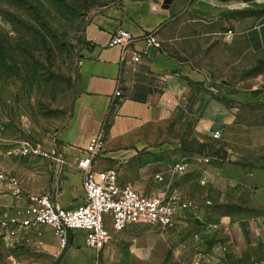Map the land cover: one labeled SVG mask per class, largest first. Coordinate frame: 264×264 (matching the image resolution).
<instances>
[{"label": "crops", "instance_id": "crops-1", "mask_svg": "<svg viewBox=\"0 0 264 264\" xmlns=\"http://www.w3.org/2000/svg\"><path fill=\"white\" fill-rule=\"evenodd\" d=\"M165 5L166 0H121L92 16L71 113L52 138L34 141L54 151L52 158L24 156L23 143L8 145L0 136V170L7 177L0 188V219L25 209L33 194L49 193L68 210L81 205L85 189L78 163L109 114L106 147L94 170L116 168L122 184L147 196L193 200L197 207L176 219L178 235L201 224L202 212L209 219L178 245L191 259L184 263L175 254L173 264H193L199 252L202 264H264V0ZM119 29L136 38L125 63L122 48L111 45ZM148 33L156 35L159 49L147 46ZM132 51L146 54L134 63ZM120 80L122 97L114 106ZM250 123L261 125L260 135L252 144L240 136L235 160L209 154L207 142L216 131ZM186 126L191 133L182 132ZM177 163L186 164V173L174 172ZM212 204L222 207L217 230L207 226L216 221ZM228 204L237 209L227 210ZM138 225L120 237L111 225L112 238L101 253L87 245L82 230L70 233L65 250L50 227L20 229L14 237L0 230V264H131L123 261L122 244L143 255L164 242L153 236V246H139L152 235L139 234Z\"/></svg>", "mask_w": 264, "mask_h": 264}, {"label": "rangeland", "instance_id": "rangeland-1", "mask_svg": "<svg viewBox=\"0 0 264 264\" xmlns=\"http://www.w3.org/2000/svg\"><path fill=\"white\" fill-rule=\"evenodd\" d=\"M119 1L0 0V136H4L8 145L21 146L25 141L52 138L67 120L76 95L79 63L86 47L84 30L95 13ZM249 110L251 114L252 107ZM260 126L250 123L240 130L235 125L230 127L220 139L207 142L209 154L235 160L238 138L241 136L252 144L253 136L258 139L260 135ZM182 132L188 134L192 130L186 126L182 127ZM248 151L252 155L253 149ZM212 205L210 217L221 223V204ZM226 209L235 211L237 208L235 204H228ZM200 216L203 219H199L200 223L205 225L209 219L205 212ZM201 224L193 223L181 235L175 227L138 225L139 234L152 235L140 239L139 246H153V236L158 243L164 242L154 252L144 251L143 255L132 252L133 247L124 243L121 246L123 261L173 264L177 254L184 259L182 262H188L192 253L180 251L178 245L190 233L200 231ZM108 228L110 230L111 225ZM115 234L120 237L125 232Z\"/></svg>", "mask_w": 264, "mask_h": 264}, {"label": "built area", "instance_id": "built-area-1", "mask_svg": "<svg viewBox=\"0 0 264 264\" xmlns=\"http://www.w3.org/2000/svg\"><path fill=\"white\" fill-rule=\"evenodd\" d=\"M148 47L160 48L154 33L144 37ZM136 38L127 30L119 29L112 37L111 45L122 48V62L127 61L130 47ZM132 62L142 61L146 52L132 51ZM122 81L118 82L112 104L115 106L122 97ZM109 114L104 119L102 131L93 135L86 148L84 157L78 167L82 170V180L85 189L84 202L74 209H64L54 203L51 194H33L28 197V205L17 215L0 219V230L10 237L17 235L20 229L31 227H50L60 240L61 249L69 246L70 233L82 230L86 232V242L91 248L101 253L110 242L112 235L109 224L116 232L126 230L130 225L146 224L164 229L174 227L177 217L185 210L195 209L193 200H183L176 194L147 196L139 192L131 184H122L116 168L95 171L94 164L106 147V130L109 124ZM223 131L215 132L214 137L220 139ZM54 151L33 141H25L21 146V154L52 158ZM58 161L62 162L59 157ZM187 166L177 163L174 172L184 174ZM6 175L0 170V188L4 186ZM202 180L201 184L205 185ZM17 181L13 185L18 189ZM210 229H219L220 224L207 223ZM228 228V227H227ZM202 252L193 264H202Z\"/></svg>", "mask_w": 264, "mask_h": 264}, {"label": "water", "instance_id": "water-1", "mask_svg": "<svg viewBox=\"0 0 264 264\" xmlns=\"http://www.w3.org/2000/svg\"><path fill=\"white\" fill-rule=\"evenodd\" d=\"M173 0H166V7L168 8Z\"/></svg>", "mask_w": 264, "mask_h": 264}]
</instances>
